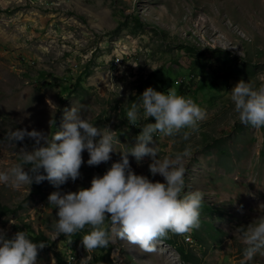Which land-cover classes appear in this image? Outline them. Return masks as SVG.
<instances>
[{
	"label": "rangeland",
	"instance_id": "obj_1",
	"mask_svg": "<svg viewBox=\"0 0 264 264\" xmlns=\"http://www.w3.org/2000/svg\"><path fill=\"white\" fill-rule=\"evenodd\" d=\"M240 79L264 80V0H0V170L34 146L28 136L9 144L8 130L50 136L73 105L117 132V150L107 162H82L62 191L88 187L131 147L140 126L154 121L132 125L124 116L146 86L175 87L206 114L189 140L181 129L151 142L160 158L188 146L185 190L203 193L198 228L169 231L151 252L120 238L87 252L80 237L88 226L52 239L56 209L47 197L56 189L44 179L29 188L0 184V204L17 210L0 217V229L49 238L35 264H81L88 256L87 264H239L240 229L264 217V126L237 119L228 91ZM81 155L86 161L87 150ZM150 162L129 154L135 173L163 180L149 172ZM248 264H264V255Z\"/></svg>",
	"mask_w": 264,
	"mask_h": 264
},
{
	"label": "clouds",
	"instance_id": "obj_2",
	"mask_svg": "<svg viewBox=\"0 0 264 264\" xmlns=\"http://www.w3.org/2000/svg\"><path fill=\"white\" fill-rule=\"evenodd\" d=\"M228 94L241 123L264 126V80L255 84L240 79ZM83 110V105L66 110L61 127L50 136L23 127L5 133L9 144L15 145L28 136L34 139V146L31 151L22 149L16 163L0 170V184L13 189L29 188L33 182L44 179L53 184L56 190L47 197L48 205L56 209L52 239L61 233L68 237L88 226L80 237L87 252L107 248L115 238L151 252L155 250L156 239L169 231L179 234L198 228L203 193L199 189L185 190L184 157L189 153L188 146L171 157L160 158L151 142L156 133L172 135L181 129H185L182 138L189 140L205 118L203 107L191 96L179 94L175 87L161 91L146 86L126 107L124 116L132 125L141 118L146 121L149 116L154 121L143 123L131 147L120 150V159L113 161L102 174H94L88 187L62 191L60 185L70 179L75 181L80 175L82 162L88 165L107 162L110 153L117 150V132L108 126L98 127L82 115ZM82 150L88 152L86 161ZM129 154L137 162L145 155L150 156L149 172L160 174L163 180H151L147 175L135 173ZM240 233L244 247L239 264H248L257 253L264 255V217L249 222ZM44 244L33 241L25 230L8 236L0 229V264H35L37 251ZM90 259L86 257L81 264H87Z\"/></svg>",
	"mask_w": 264,
	"mask_h": 264
},
{
	"label": "trees",
	"instance_id": "obj_3",
	"mask_svg": "<svg viewBox=\"0 0 264 264\" xmlns=\"http://www.w3.org/2000/svg\"><path fill=\"white\" fill-rule=\"evenodd\" d=\"M17 210L15 208H11L10 206L8 205H2L0 204V217H2L3 215H6L8 213H16ZM29 237L33 240V241H43L45 242L44 246L42 248H39L37 253L39 252H42L44 250L47 249L48 247V241H49V238H47L44 234H39V235H36V236H31L29 235Z\"/></svg>",
	"mask_w": 264,
	"mask_h": 264
}]
</instances>
